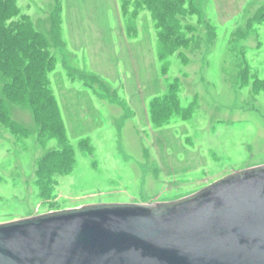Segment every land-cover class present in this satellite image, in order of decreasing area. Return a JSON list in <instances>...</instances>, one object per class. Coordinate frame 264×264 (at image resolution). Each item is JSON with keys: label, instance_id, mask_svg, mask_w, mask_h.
<instances>
[{"label": "rangeland", "instance_id": "rangeland-1", "mask_svg": "<svg viewBox=\"0 0 264 264\" xmlns=\"http://www.w3.org/2000/svg\"><path fill=\"white\" fill-rule=\"evenodd\" d=\"M163 1L16 0L56 65L51 100L0 116V223L172 201L264 164V0H185L190 40L161 61L177 11L146 4Z\"/></svg>", "mask_w": 264, "mask_h": 264}, {"label": "water", "instance_id": "water-1", "mask_svg": "<svg viewBox=\"0 0 264 264\" xmlns=\"http://www.w3.org/2000/svg\"><path fill=\"white\" fill-rule=\"evenodd\" d=\"M0 264H264V164L172 201L2 222Z\"/></svg>", "mask_w": 264, "mask_h": 264}, {"label": "trees", "instance_id": "trees-1", "mask_svg": "<svg viewBox=\"0 0 264 264\" xmlns=\"http://www.w3.org/2000/svg\"><path fill=\"white\" fill-rule=\"evenodd\" d=\"M184 5L185 0H164L158 12V8H152L151 3L146 4L152 9V15L158 23L169 21L174 24V20L168 17V8L175 7L177 11L178 32L169 38L162 36L159 40L157 53L161 61L165 60L168 53L174 54L179 48L188 45L190 39L181 32L182 27L178 19L181 10L185 8ZM263 19L264 16L259 17V21ZM170 29L167 28L168 31ZM48 48V39L34 28L27 15L22 14L16 0H0L1 117H8V104L28 106L32 102L37 110L47 99L53 98L49 73L54 70L56 58ZM176 85L177 81L170 86V92L166 96L171 94Z\"/></svg>", "mask_w": 264, "mask_h": 264}]
</instances>
